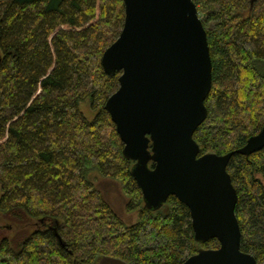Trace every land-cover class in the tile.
<instances>
[{
	"label": "trees",
	"instance_id": "obj_1",
	"mask_svg": "<svg viewBox=\"0 0 264 264\" xmlns=\"http://www.w3.org/2000/svg\"><path fill=\"white\" fill-rule=\"evenodd\" d=\"M194 1L213 64L208 116L194 138L200 154H225L264 126V0ZM124 21V0H0V264H181L219 247L196 241L177 196L149 208L123 153L105 108L121 72L107 74L102 56ZM227 170L241 249L264 264V148L236 151ZM101 179L117 182L135 222L116 211Z\"/></svg>",
	"mask_w": 264,
	"mask_h": 264
},
{
	"label": "water",
	"instance_id": "obj_2",
	"mask_svg": "<svg viewBox=\"0 0 264 264\" xmlns=\"http://www.w3.org/2000/svg\"><path fill=\"white\" fill-rule=\"evenodd\" d=\"M124 2L123 28L102 56L107 74L121 72L105 108L124 155L135 161L132 174L145 204L157 210L175 195L190 209L196 241H219L181 264H260L241 249L238 192L227 166L236 151L264 148V126L238 150L200 154L194 133L208 116L213 64L198 6L194 0Z\"/></svg>",
	"mask_w": 264,
	"mask_h": 264
},
{
	"label": "rangeland",
	"instance_id": "obj_3",
	"mask_svg": "<svg viewBox=\"0 0 264 264\" xmlns=\"http://www.w3.org/2000/svg\"><path fill=\"white\" fill-rule=\"evenodd\" d=\"M80 109L88 119H93L96 112L91 107L89 100L80 103ZM99 186L104 191L116 211L125 219L126 222H135L137 219V211H127L125 207L126 198L122 194L116 181L111 179H101ZM96 264H117L115 262H108L106 260H99Z\"/></svg>",
	"mask_w": 264,
	"mask_h": 264
}]
</instances>
